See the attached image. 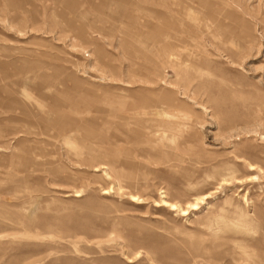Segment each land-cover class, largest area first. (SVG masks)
Instances as JSON below:
<instances>
[{
  "label": "rangeland",
  "instance_id": "obj_1",
  "mask_svg": "<svg viewBox=\"0 0 264 264\" xmlns=\"http://www.w3.org/2000/svg\"><path fill=\"white\" fill-rule=\"evenodd\" d=\"M260 168L264 0H0V264H264Z\"/></svg>",
  "mask_w": 264,
  "mask_h": 264
},
{
  "label": "bare ground",
  "instance_id": "obj_2",
  "mask_svg": "<svg viewBox=\"0 0 264 264\" xmlns=\"http://www.w3.org/2000/svg\"><path fill=\"white\" fill-rule=\"evenodd\" d=\"M134 35V34H133ZM59 118H61V116H59ZM48 120V119H47ZM164 136H166L165 135V132H164V134H162V137H164ZM69 144V143H68ZM70 145V144H69ZM71 146V145H70ZM127 154V153H126ZM127 156V155H126ZM127 159V158H126ZM130 158H128L127 160H129ZM237 160H240V158H237ZM132 161V160H131ZM130 161V162H131ZM127 165V163L125 164V166ZM133 164H131V166H132ZM134 167L135 166H133V169H134ZM129 168V167H128ZM132 168V167H131ZM248 168L250 169V170H255L256 169V165H254V164H248ZM260 170H262L261 168H260ZM263 171V170H262ZM120 172V173H119ZM119 172H117L119 175H121V176H124L125 174L120 170ZM106 174L108 175V177H110L109 176V173L108 172H106ZM128 174V173H127ZM126 174V175H127ZM263 174H264V171H263ZM118 175V176H119ZM121 176H119V177H121ZM228 178V177H227ZM227 178H222V181H221V183L220 184H224L225 182H226V180H227ZM259 178V175H256V174H252V175H250V176H248V178H247V180H253V179H258ZM231 179V178H230ZM233 179V178H232ZM229 181V180H228ZM77 195V194H76ZM131 195V198H132V200H135V199H137V196L136 195H134V194H130ZM162 198L159 200L160 202H161V205H163V206H168V207H170L171 209H178L179 208V211L182 213V214H185L186 213V211H187V209L186 208H183V207H179L176 203H174V202H171V201H169L168 199H166V195L165 194H163L162 196H161ZM197 205V202L195 203V202H193V203H191L189 206H192V208H194L195 206Z\"/></svg>",
  "mask_w": 264,
  "mask_h": 264
}]
</instances>
